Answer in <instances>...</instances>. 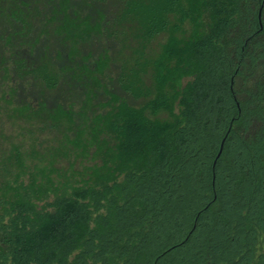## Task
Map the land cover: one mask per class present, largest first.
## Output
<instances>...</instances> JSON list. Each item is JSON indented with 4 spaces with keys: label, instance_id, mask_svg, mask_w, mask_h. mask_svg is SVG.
I'll use <instances>...</instances> for the list:
<instances>
[{
    "label": "trees",
    "instance_id": "1",
    "mask_svg": "<svg viewBox=\"0 0 264 264\" xmlns=\"http://www.w3.org/2000/svg\"><path fill=\"white\" fill-rule=\"evenodd\" d=\"M0 13V110L65 83L83 109L9 115L65 120L76 146L90 127L101 157L70 189L45 168L43 183L2 181L0 264H264V0H0ZM7 163L26 171L17 146Z\"/></svg>",
    "mask_w": 264,
    "mask_h": 264
},
{
    "label": "rangeland",
    "instance_id": "2",
    "mask_svg": "<svg viewBox=\"0 0 264 264\" xmlns=\"http://www.w3.org/2000/svg\"><path fill=\"white\" fill-rule=\"evenodd\" d=\"M1 18L0 13V21H3ZM1 84V88L7 92L13 85L10 79H2ZM120 94L135 104L139 103L126 93ZM6 97L10 98L9 93ZM61 98H64L68 108L77 111L83 109L86 100L84 93L75 94V91L71 90L65 91ZM51 102L50 100L49 103ZM3 103L4 107L0 110V185L2 181L13 182L16 178L29 183L32 173L36 174L38 183H43L45 178L40 171L42 168L50 172L48 174L54 183L62 188L70 189L72 186L84 184L87 180L94 181L93 168L101 162V157L95 155L97 145L91 140L90 127L85 126L80 137L81 145L76 146L72 142L77 137V130L71 129L69 122L64 120L57 125L50 122L45 125L38 120L16 119L9 115L13 106ZM93 110L95 113L102 112L101 107ZM15 146L23 154L26 171L22 174L16 164H6V159ZM103 147L106 148L104 145ZM18 173L20 176L17 177Z\"/></svg>",
    "mask_w": 264,
    "mask_h": 264
},
{
    "label": "flooded vegetation",
    "instance_id": "3",
    "mask_svg": "<svg viewBox=\"0 0 264 264\" xmlns=\"http://www.w3.org/2000/svg\"><path fill=\"white\" fill-rule=\"evenodd\" d=\"M24 54H26L27 55V52H24ZM27 57V56H26ZM28 57H33V58H35V56H34V54L33 53H30V54H28ZM28 83V82H27ZM64 86H61V88L60 89H62V90H67L68 88H69V85H65V83L63 84ZM25 86V85H24ZM27 86H31V88L33 87V82H31L30 83V85H27ZM26 86V87H27ZM77 89L78 90H84V88L83 87H81V86H77ZM81 90V91H82ZM63 99L64 98H61V97H55V96H41L40 94H36L35 96H33V97H31L30 95L29 96H27L26 97V100H21V99H13L11 102H12V106L14 107L18 102H21V103H25V102H27V103H29V104H31L32 106H33V109L34 110H37V111H40L41 110V104H44V102H47L48 104H49V106L51 105V106H54V105H58L59 103H64V101H63ZM52 101L51 103H49V101ZM25 120H28V119H25ZM34 120H36V119H34ZM28 121H30V120H28Z\"/></svg>",
    "mask_w": 264,
    "mask_h": 264
},
{
    "label": "water",
    "instance_id": "4",
    "mask_svg": "<svg viewBox=\"0 0 264 264\" xmlns=\"http://www.w3.org/2000/svg\"><path fill=\"white\" fill-rule=\"evenodd\" d=\"M222 150H223V144H222V147H221L220 153L222 152Z\"/></svg>",
    "mask_w": 264,
    "mask_h": 264
}]
</instances>
